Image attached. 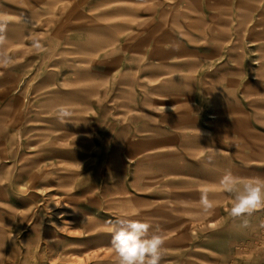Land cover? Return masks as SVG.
I'll list each match as a JSON object with an SVG mask.
<instances>
[{"label": "rangeland", "instance_id": "374dc122", "mask_svg": "<svg viewBox=\"0 0 264 264\" xmlns=\"http://www.w3.org/2000/svg\"><path fill=\"white\" fill-rule=\"evenodd\" d=\"M0 24V264H116L124 213L161 264H264V208L220 185L264 179V0H0Z\"/></svg>", "mask_w": 264, "mask_h": 264}, {"label": "clouds", "instance_id": "9594fccd", "mask_svg": "<svg viewBox=\"0 0 264 264\" xmlns=\"http://www.w3.org/2000/svg\"><path fill=\"white\" fill-rule=\"evenodd\" d=\"M4 25L0 24V31ZM37 52L43 51L39 42H34ZM9 63L6 55L0 54V64ZM57 119L61 123H70L73 112L66 105H59L55 109ZM209 161L213 156L208 157ZM222 189L232 196L230 215L233 218L250 216L254 211L264 208V179L250 178L241 180L231 172L225 173L220 180ZM200 203L205 212L215 207V202L208 198L206 190L202 191ZM247 225V220L243 221ZM150 225L146 222L131 219L129 214H120L113 222L111 233V250L116 264H161L163 256L164 238L153 233L149 235Z\"/></svg>", "mask_w": 264, "mask_h": 264}, {"label": "bare ground", "instance_id": "6f19581e", "mask_svg": "<svg viewBox=\"0 0 264 264\" xmlns=\"http://www.w3.org/2000/svg\"><path fill=\"white\" fill-rule=\"evenodd\" d=\"M263 1V0H262Z\"/></svg>", "mask_w": 264, "mask_h": 264}]
</instances>
